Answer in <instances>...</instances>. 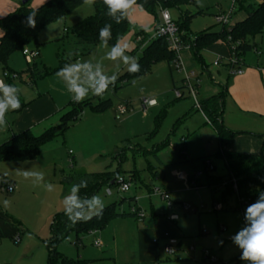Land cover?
<instances>
[{
  "label": "rangeland",
  "instance_id": "rangeland-1",
  "mask_svg": "<svg viewBox=\"0 0 264 264\" xmlns=\"http://www.w3.org/2000/svg\"><path fill=\"white\" fill-rule=\"evenodd\" d=\"M10 1H15L19 5L23 2V0ZM41 1L30 0V4L39 6L43 3H40ZM232 1L196 0L195 3L183 6L182 9H187L192 13L201 10V13L192 17L190 30L193 33L205 30L221 31L224 25L217 23L215 16L220 13V6L223 10H228ZM254 1L243 0V6ZM239 5L240 3L236 7V15H240L243 11ZM168 10L173 20H179L178 9ZM94 13V4L89 5L84 2L66 17L50 23L39 33L42 61L41 57H38L36 62L41 70L37 73V83L32 90L50 92L63 106L59 115H56V120L54 118L48 126L57 124L61 112L68 108L71 101H74L73 94L68 91L71 85L62 75H57L59 70L73 65L87 64L92 66L94 71H99L101 75L113 81L132 59L125 63L122 57L115 60L108 58L112 47L119 45L124 48L123 44L128 43V46H132V50L127 47L124 56L134 58L135 60L131 62L134 63L141 55L139 43L142 40L144 42L146 38L151 39L157 27L153 15L144 12L140 5H134L129 10L132 22L131 33L117 44L100 43L87 52L75 44L77 37L73 26ZM158 18L160 20L161 10ZM135 32L137 34L141 32L140 41H135V36H137ZM251 42L252 48L241 56L244 62L242 70L245 72L264 66V33L256 34ZM35 45L33 44L34 47ZM214 45L217 51L203 50L202 52L208 70H203L199 64L194 67V70L202 80L216 87L220 88V84L228 83L231 92L237 75L232 73L227 66L228 45L223 40ZM257 48L261 51V56L256 52ZM75 50L77 53L73 55ZM77 57L82 58V61H77ZM218 57L221 63L220 66H215L213 61ZM60 58H71L72 60L60 67ZM9 64L13 70L18 72L26 70L29 66L22 51H16L11 56ZM43 64L52 69V72L44 74ZM39 75L41 77H38ZM77 76L78 85L87 89V98L84 100L92 99L94 103H98L110 99L112 106L102 113H94L90 107H86L81 117L72 123L63 134L45 144L36 158L0 162V204L6 212L20 221L22 238H25L29 246L30 256L28 258L34 256L35 260L39 259L41 252L39 249L45 257L48 251L45 241L50 236V224L53 217L57 212L68 210L70 204L65 203V198L74 195L72 187L77 186L79 178H82L84 174L110 170L120 172V177L126 175L128 180L133 173L137 176L139 174L140 178L137 177V180L133 182L130 180L132 184L127 192L119 191L118 182L113 185L105 183L95 196H99L104 205L118 202L123 197L135 196L131 203L125 201L118 205V209L129 211L132 206L139 205L146 212L147 216L144 220H152L153 210L160 214L170 212L167 206L168 201L163 200L160 194L154 193V188L164 185L166 188L172 187L176 190L172 192V199L182 202L181 204L186 209L182 212L178 225L182 232L178 238V242L181 243L175 253H168L164 249L166 241H160L161 264H251L250 261L234 258L242 252L233 240L238 231L246 226L242 211L238 209L215 211L213 204L216 200L222 203L224 208L235 207L239 204L236 196H229L226 202L224 185H217L214 190L205 186L211 176L227 177L229 171L224 160L216 156L220 145L211 122L200 106L204 98H202V91L199 92V85L195 86L198 104L191 91L183 83L182 79L186 76L184 69L167 61L154 63L147 73L134 82L108 83L107 90L102 96L94 95V85L89 80L87 69L81 67ZM23 79L26 81L25 77ZM14 83L19 88L20 94L31 90L29 84L23 83L20 78H16ZM177 90L183 92L182 98H177ZM248 91L252 93V96L259 94L256 85ZM143 97L155 99L157 102L147 117L138 109L139 101ZM233 99L230 94L226 101L224 123L229 128L231 127L228 124L235 126L232 128H236L237 131H240L238 128H252L254 131L251 132H254L255 136L243 137L245 139L239 146L240 150H252L254 148L252 140L255 139L253 137L264 134V117L249 113V111L236 112ZM120 103H129L134 110L118 119L115 115L117 105ZM12 113L14 114V111L11 110L6 113L7 120ZM160 113L164 116L156 129V118ZM240 119L244 125H240ZM39 130L40 128L36 129V133L39 134L41 132ZM11 134V132L2 134L0 143L7 140ZM209 159L215 166L213 170L208 169ZM25 171L34 173V175L25 179L21 175ZM179 172H183L186 176L187 174L196 175L203 185L187 188L184 181L178 178ZM39 174H42V178ZM13 179L17 181L15 192L3 191L1 181ZM47 183L54 186L51 192L45 189ZM108 189L111 190V194L107 193ZM91 199L85 211L86 216L101 208L99 205H92ZM6 200L10 201L8 206H5ZM126 217L135 220L134 216ZM87 236H85L86 246L95 252H101ZM75 242V233H70L59 244L58 249L77 258L78 253L81 254V249ZM4 244V253L7 251L9 255L15 247L21 245L16 244L12 238L5 239ZM119 247L130 248L127 243L120 242ZM204 250L217 256L220 262L205 261ZM24 260L17 261V264H23Z\"/></svg>",
  "mask_w": 264,
  "mask_h": 264
},
{
  "label": "trees",
  "instance_id": "trees-1",
  "mask_svg": "<svg viewBox=\"0 0 264 264\" xmlns=\"http://www.w3.org/2000/svg\"><path fill=\"white\" fill-rule=\"evenodd\" d=\"M195 2L196 0H136L135 5H140L145 11L153 15L156 25L160 23L158 13L161 9H178L180 18L176 23L182 40L185 44H190L193 56L199 63H204L203 50L211 46L218 39L225 40L230 47L231 53L240 59L246 51L252 48L251 40L254 39V36L258 33H264V0H255L246 6H243L242 0L239 7L246 11V16L242 20L224 26L221 31L205 30L198 33H193L189 27L192 17L195 14L201 13V10L192 13L187 9H182L183 6ZM83 3L84 0H46L39 6H32L30 0H28L23 2L13 12L0 18V67L3 70H8L10 73H17L19 77L21 73L10 67L11 56L16 51H23L25 47L31 48L33 44L39 45L38 36L44 27L59 18L66 17ZM94 8L95 13L93 15L82 19L73 26L74 34L77 37L75 44L81 46L87 52L91 51L94 46L102 43L99 33L105 25H111L110 37L106 40V43L109 44H117L132 30L129 10L126 18H121V12L118 11L116 13V18H121L120 22L117 23L116 18L107 14L108 8L103 3V0H95ZM33 12L35 13V27L27 24V19ZM141 32L137 36L141 35ZM146 39L148 40V38ZM142 44L140 42L139 47ZM76 53L77 50L73 52V55H76ZM71 60V58H60V67L66 65ZM175 60H177V54L170 49L165 38H151L142 48L139 58L134 62L138 63L139 70L135 73H130L129 66L115 77L113 81L115 84L134 82L137 78L147 73L154 63L160 61L171 63ZM34 61L30 64L28 63V69H32L36 65ZM50 72H52V69L43 71L44 74ZM182 97L183 93L177 98ZM225 100L226 88L223 87L218 93L206 97L200 102V106L211 122L219 141L220 147L216 156L224 160L229 171L227 177L215 178L211 176L208 184L205 186L211 187L214 190L217 185H224L226 187L224 196H227L225 201L227 202L229 196L235 195L239 203L235 207L220 208L215 211L242 210L246 204L250 205L254 203L259 198L260 192H264V151L248 153L232 149L236 137L244 132L235 131L224 123ZM111 106L112 101L110 99H105L98 103H94L92 99L83 100L80 103L71 101L68 104V108L61 112L57 124L46 128L39 134H35L30 128L14 132L7 140L0 143V162L36 158L40 154L41 148L63 134L72 123L81 117L86 107H90L94 113H102ZM163 116L164 114L160 113L156 118V129H158ZM262 137L264 138V135ZM118 176L119 172L107 170L84 174L82 178H79L76 191L74 192V196L78 199L79 207L70 205L68 208V210L71 209L70 212L68 210L57 212L50 224V236L45 241L49 250L48 264H57L58 261L63 263L71 262L58 249L59 244L70 233H75L77 241L90 231L102 229L112 218L137 216L135 211H120L118 209V205L125 201L131 203V200L134 198L133 196L123 197L120 201L105 205L89 216L85 215V211L90 204V199L97 194L103 184H115ZM112 180H115L113 184L111 183ZM234 180H236L238 186L237 191L233 187ZM1 182L8 181L2 180ZM83 184H86V186H83ZM137 209L139 210V208ZM66 212L68 213L67 215ZM77 213L81 221L74 223L69 217L75 218ZM243 217L247 224L245 216ZM241 255L242 252L234 256V258L240 260ZM74 262L76 264H91L88 259L81 257L75 259ZM160 262L162 263V260Z\"/></svg>",
  "mask_w": 264,
  "mask_h": 264
},
{
  "label": "crops",
  "instance_id": "crops-1",
  "mask_svg": "<svg viewBox=\"0 0 264 264\" xmlns=\"http://www.w3.org/2000/svg\"><path fill=\"white\" fill-rule=\"evenodd\" d=\"M45 1L46 0H42L40 3L45 2ZM20 5L15 1L0 0V18L5 17L9 13L13 12ZM143 11L147 12L144 9ZM219 11L221 13L226 10H223L222 6H220ZM236 11H237V8L233 13L232 24L239 20H242L246 16V13L244 10L242 11L240 15H236ZM129 18H130V15H129ZM160 22H161V18H160ZM130 33L131 32H129L128 34ZM135 34L137 33L135 32ZM135 37H136L135 41H140L142 36L138 35ZM150 38H153V36ZM148 40L145 39L144 42H142L143 40L141 41V43H143L140 47L141 51H142V48L146 45ZM221 40L223 39H218L216 42L221 41ZM223 41L226 43L225 40ZM215 43H213L211 46H209L205 50L217 51L216 50L217 48L214 45ZM125 44L123 45L127 46L129 49L132 50V46H128V43H125ZM31 48L38 49L39 50L38 57H41L42 52L40 49V42H39V45H35V47L32 45ZM228 48H229V52L227 54V59L231 54L229 45H228ZM256 52L260 56L262 55L259 48L256 49ZM76 59L79 62L82 61V58L77 57ZM217 59H220V58L218 57ZM217 59H215L214 61H216ZM36 60L34 61L36 65L33 66L32 69L27 68L26 70L19 72L21 74L17 78L22 79L23 83L29 84V87H31V90H28L21 94L18 92L19 100L21 102V107L18 110L14 111V114L12 113L8 117V120L6 119L7 125L6 127L0 128V136L4 134L5 132L14 133V132L22 131L27 128H30L35 134H38V132L36 133V129L40 128L39 131L42 132L46 128L50 127L48 126V123L54 120V118L56 120V115H59V112L63 108V106L57 102V100L50 94V92H42V90H39V89L37 91L32 90L33 86L36 85L37 83L36 81L37 73L41 70L38 68V64ZM134 60L135 59H132L128 63V66H126L125 68L123 67V69L125 70L127 67H129L132 64L131 62H133ZM41 61H42V57H41ZM214 61H213V64H214ZM177 62L174 61L173 63H175L176 65H179L180 68H183L185 74H187L188 72H194L196 77L200 79L201 84H199V92L202 91V98H206L213 94H216L219 91H221V89L224 87L226 88L225 106H226V101H228L229 96L231 94V96L234 98L233 103H234L236 112L245 113L246 111H249V113H253L255 115L264 117V66L263 65H262L263 69L262 68L253 69L249 72L243 71L242 74L235 73L237 77L235 78V83L233 84L231 88V92H230L228 83L220 84V88H219L213 84H210L208 81L206 82L202 80L201 76L195 72L194 67L199 64L201 65L203 70H208V65L205 62V60H204V63H199L198 61H196L190 47H185L180 51ZM220 63H221V59L218 65H215V64L214 65L220 66ZM243 63L244 62L242 60L239 67L242 68ZM227 66L232 72V69L229 63H227ZM46 69H50V68H48L47 65L43 64L42 71ZM123 69L121 70V72L123 71ZM3 71L4 70L0 67V79H2ZM23 77H25L26 81L23 79ZM38 77H41V75H39ZM15 79L16 78L9 77V78H4L3 81L5 84L12 85V84H15L14 83ZM185 79H186V76L182 79L183 83L185 82ZM255 85L257 89L259 90V94L256 93L255 95L252 96V93H250V91L248 90H250V88ZM25 86H28V85H25ZM121 104L123 103L118 104L117 107ZM139 105H140V101H139ZM139 105H138V109L140 110ZM156 105L150 107L146 114L143 113L144 115H146L145 117L148 116L147 114L149 113V111L152 108H154ZM133 110L134 108L131 107L130 105L129 111H133ZM224 113H225V110H224ZM239 123L240 125H244L242 124L243 122L241 119ZM228 125L231 127V129L233 130L235 129V131H237L236 128H232L235 126H232L231 124H228ZM238 129H240V131L244 133L239 134L236 137L232 145V149L236 151L248 152V153H258L259 151H264V138L262 137V135L264 134L258 135V137H253L255 139L252 140L254 142L253 143L254 148L252 150H246V151L240 150L239 146L243 143V140L246 138V136H255V134L254 132H251V131H254L252 128L244 127V128H238ZM255 131H260V130H255ZM208 161L211 162L210 159ZM211 164L213 165L212 162ZM119 176H120V172H119ZM137 177L140 178L139 174L137 176L136 173H133L132 175H130L129 180L127 179L126 175L124 178H126L129 182L130 180L133 182L137 180ZM178 178L184 181V185L187 188H189L190 186L199 187L203 185L200 182L199 178L196 177V175L193 176V175L187 174L186 176V174H184L183 172H179ZM9 182L14 185L13 192H15V189L17 187L16 186L17 181L13 179ZM159 188L162 191L168 192L170 195L171 205L169 206V204H167L168 210L170 211L169 213L160 214V213H156L153 210L152 220H144L147 215H146V212L143 210L145 212V216L142 219L138 218L137 216H134L136 222L135 220L129 217H126V216L112 218L106 224V226L103 227L102 229L93 230L96 232L90 231L87 234H85L83 237H81L80 240H77L75 242V244L79 246V249H81V252H80L81 254L78 253L77 258L81 257L83 259H88L91 264H161L160 262L161 261L160 241L165 240L166 241L165 245H166L170 237L175 238L177 240L178 238H180V236L182 235V232L178 225H179V221L181 220V214L182 212H185L186 209L181 204L182 202L180 203L178 200L172 199V192L176 191L174 190V188L172 187L166 188L164 185ZM133 197L135 198V196ZM217 203L221 204V208H224L222 203L216 200H214L213 202L214 207H215V204ZM132 207H136L142 210V208L139 205L138 206L135 205ZM172 215H177V218L172 219L171 218ZM20 224H21L20 221L16 220L14 215L10 214L9 212H6L5 209L0 204V264H7V263L17 264V261L19 262V260L21 259H25L23 264H44V263L46 264L48 263L49 250L46 251L45 257L43 255L42 250L39 249L41 251L39 259L35 260L34 256L28 258L30 256V253L28 252L29 246L25 238H22V235H21L22 226ZM85 236L91 238L92 239L91 241L94 244V246L97 247L98 250H100L101 252H95L89 247H87L85 244V241L87 242V239ZM8 238L14 239L16 244H21L15 247L12 254L10 255L7 253V251L6 253H4L5 251L3 250L5 248L4 241L5 239H8ZM98 239L101 240L102 242L101 246L95 245V241ZM119 242L122 244L127 243L130 246V248L129 249L120 248ZM180 243L181 242L179 241L177 248L180 247ZM59 251L61 252V254H63V256L70 259L71 262L63 263L61 261H58L57 264H76L74 261L77 258L71 257L66 252H63L61 250ZM217 259L218 261L214 263L220 262L218 257ZM204 260L206 261L207 259L204 257Z\"/></svg>",
  "mask_w": 264,
  "mask_h": 264
},
{
  "label": "clouds",
  "instance_id": "clouds-1",
  "mask_svg": "<svg viewBox=\"0 0 264 264\" xmlns=\"http://www.w3.org/2000/svg\"><path fill=\"white\" fill-rule=\"evenodd\" d=\"M85 3L91 5L95 3V0H84ZM103 3L108 8V15L116 18V13L119 11L122 13L121 18H126L128 10H130L133 5L136 4V0H103ZM35 13H31L27 19V24L31 27H35ZM121 18H116L117 23L120 22ZM111 25H105L104 28L100 30V39L102 43L106 45L107 38L110 37ZM147 31V29H145ZM127 49V46L121 48L119 45L113 46L108 58L115 60L118 57H122L124 62L127 63L130 58L124 56V51ZM81 67L87 69L88 65H73L66 67L57 72V75H62L71 85L68 89L70 93L73 94L72 98L75 102L80 103L85 98H87V89L81 87L77 83V73L81 70ZM139 70L138 63H132L129 68L130 73H135ZM90 82L94 85V95H101L104 91L107 90L108 83H113L109 78L104 77L103 75H89ZM19 88L15 85L5 84L3 80H0V93L3 95L0 96V128L6 127V113L8 111H16L21 107V102L17 93ZM155 103V101H151ZM21 175L27 179L30 175H34L31 172H23ZM42 178V174H39ZM86 186V184H83ZM53 185L47 183L45 189L49 192L52 191ZM72 191H76V186L73 185ZM5 206L10 204V201H5ZM65 203L70 204L73 207H79V202L76 196L66 197ZM92 205H99L103 208L101 198L99 196H94L91 199ZM69 212L71 209L68 210ZM68 213L66 212V215ZM71 221L80 222L79 214L77 213L75 218L69 217ZM245 219L247 224L242 228L238 233L233 237L234 243L242 249V260L250 261L251 264H264V192L259 193V198L252 204L248 205L245 210Z\"/></svg>",
  "mask_w": 264,
  "mask_h": 264
},
{
  "label": "built area",
  "instance_id": "built-area-1",
  "mask_svg": "<svg viewBox=\"0 0 264 264\" xmlns=\"http://www.w3.org/2000/svg\"><path fill=\"white\" fill-rule=\"evenodd\" d=\"M242 0H233L232 5L230 8L226 11H223L215 16L216 22L221 23L224 26H228L232 24V19H233V13L236 10L237 4L240 3ZM158 37H163L166 39L168 42V45L171 50H173L177 54V60L180 54V51L185 48V47H190V44H185L182 40V36L180 34L178 25L175 20L171 17V14L168 9H161V22L157 25L155 34L153 35V38H158ZM27 63H32L38 56H39V50L38 49H32L30 47H25L22 51ZM241 58L239 59L236 55L230 54L228 57V63L231 66L232 72L237 73V74H242L243 70L241 67H239L241 63ZM220 62V59H217L214 61L215 65H218ZM178 63V62H177ZM179 67V65H177ZM87 72L90 75H101L99 71H94L93 67L88 65ZM17 78L18 74L17 73H10L8 70H4L2 74V79L4 78ZM200 79H198L195 75L194 72H188L186 74V79L184 82V85L188 87V89L191 91L192 95L194 96L195 100L199 104V101L197 100V90L195 89V86L199 85ZM182 95L181 91H176V96L180 97ZM151 101H155V103H151ZM157 102L155 99H150L147 97H143L140 99V105L139 108L140 110L146 114L147 111L149 110L150 107L156 105ZM130 110V105L128 103H123L117 107L116 110V117L118 119L122 118L128 111ZM208 164V169L213 170L214 166L211 164V162H207ZM119 183V191L120 192H127L129 191L131 187V183L124 177H118L116 180ZM234 190H238V186L236 183V180H234ZM2 190L3 191H8V192H13L14 191V185L11 184L9 181L8 182H3L2 183ZM108 194H111V190L108 189L107 191ZM154 193L160 194L164 200L168 201L169 206L171 205L170 202V195L168 192L162 191L160 188H154ZM248 205L246 204L244 208H242V213L245 216V210ZM221 204H215V209H220ZM131 211H135L137 214V217L142 219L145 216V212L141 209H137L136 207H132ZM172 219L177 218V215H172ZM96 232V231H93ZM96 246H101L102 242L101 240H96L95 241ZM178 245V240L175 238L170 237L168 239V243L165 245L164 249L168 253H175L176 248ZM191 249H194L191 247ZM204 257L209 260L210 262H217L218 259L216 256L211 255V253L208 250H204Z\"/></svg>",
  "mask_w": 264,
  "mask_h": 264
},
{
  "label": "water",
  "instance_id": "water-1",
  "mask_svg": "<svg viewBox=\"0 0 264 264\" xmlns=\"http://www.w3.org/2000/svg\"><path fill=\"white\" fill-rule=\"evenodd\" d=\"M26 1H28V0H23V2H26ZM115 182V180H112V183H114Z\"/></svg>",
  "mask_w": 264,
  "mask_h": 264
}]
</instances>
